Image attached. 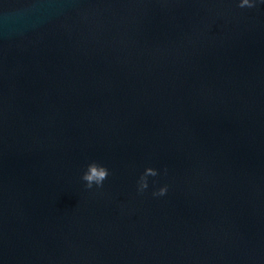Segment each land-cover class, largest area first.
Returning <instances> with one entry per match:
<instances>
[{
	"label": "water",
	"instance_id": "95a60500",
	"mask_svg": "<svg viewBox=\"0 0 264 264\" xmlns=\"http://www.w3.org/2000/svg\"><path fill=\"white\" fill-rule=\"evenodd\" d=\"M237 3L0 0V264H264V4Z\"/></svg>",
	"mask_w": 264,
	"mask_h": 264
},
{
	"label": "clouds",
	"instance_id": "9594fccd",
	"mask_svg": "<svg viewBox=\"0 0 264 264\" xmlns=\"http://www.w3.org/2000/svg\"><path fill=\"white\" fill-rule=\"evenodd\" d=\"M264 4V0H238L237 7L241 9H252L258 5ZM168 170L163 169V174L166 176ZM161 175V170L155 167H146L136 180V193L144 195L149 190V177L156 178ZM110 176V170L107 166L97 162L91 161L85 166L80 177L86 190L102 189L105 181ZM169 192V185L163 184L151 192L153 198H162L167 196Z\"/></svg>",
	"mask_w": 264,
	"mask_h": 264
}]
</instances>
